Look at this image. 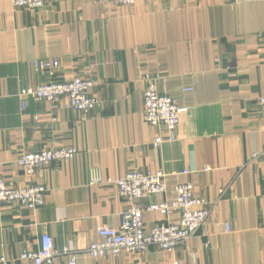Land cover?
Masks as SVG:
<instances>
[{"label":"crops","instance_id":"0c3cea01","mask_svg":"<svg viewBox=\"0 0 264 264\" xmlns=\"http://www.w3.org/2000/svg\"><path fill=\"white\" fill-rule=\"evenodd\" d=\"M146 74L181 107L175 139L144 119ZM78 75L93 79L94 111L65 98H28L22 109V88ZM262 96L264 0H46L40 9L0 0V176L47 189L36 210L0 205V256L26 264L21 253L47 233L57 249H75L78 264H264V153L254 157L264 149ZM159 134L165 140L155 145ZM55 147L78 152L33 175L16 162ZM95 169L103 179L162 171L167 190L142 206L171 201L177 184L191 182L198 196L218 200L214 215L173 251L92 257L97 228L118 227L130 206L114 183L92 181ZM179 215L143 217L150 228Z\"/></svg>","mask_w":264,"mask_h":264},{"label":"built area","instance_id":"2783aa9c","mask_svg":"<svg viewBox=\"0 0 264 264\" xmlns=\"http://www.w3.org/2000/svg\"><path fill=\"white\" fill-rule=\"evenodd\" d=\"M19 7L40 9L46 0H10ZM119 5H134L136 0H114ZM55 64L57 62L55 61ZM44 67L51 66L48 61L41 62ZM158 76L146 74L144 77V119L153 126H163L169 134V139H175L181 120V107L175 99L168 94H161L157 87ZM93 79L85 76H75L62 82H48L36 87H24L20 91L22 109L27 107V99L57 101L65 98L67 106L83 112L94 111L100 105L97 96L92 93ZM259 105L264 111V96L259 98ZM159 134L154 139L155 145L164 142ZM75 147H55L34 151H24L16 162L29 175L43 166H49L56 161L72 159L77 154ZM264 153H254L258 157ZM92 181L95 183H114L119 194L130 202V206L122 215L121 224L118 227L100 225L97 234L100 241L92 242L88 246V253L92 257L116 256L125 251L128 253H143L151 246L162 250L173 251L184 241L197 233L202 225L212 219L215 205L218 200L209 201L205 197L198 196L191 182L179 183L175 187V196L171 201L151 203L147 206L139 204V200L145 195L164 193L167 190L165 174L162 171H130L124 176L112 179H103L99 169H95ZM225 190H220V195ZM47 189L44 185H31L23 187L8 186L0 176V205L18 202L31 210L42 207L46 202ZM145 211H156L162 216H169L178 211L177 221H165L157 223L153 227H146L143 214ZM264 231V221L261 224ZM226 229L229 227L226 225ZM61 255L68 257L67 264H78L75 249H57L52 237L43 233L38 249H25L20 259L26 264H55V260ZM10 260L0 256V264H9ZM174 264H179L175 261Z\"/></svg>","mask_w":264,"mask_h":264}]
</instances>
